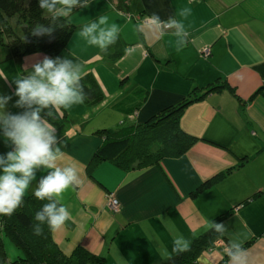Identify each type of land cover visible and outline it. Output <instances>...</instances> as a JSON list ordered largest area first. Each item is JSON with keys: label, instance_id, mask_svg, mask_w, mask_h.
<instances>
[{"label": "crops", "instance_id": "1", "mask_svg": "<svg viewBox=\"0 0 264 264\" xmlns=\"http://www.w3.org/2000/svg\"><path fill=\"white\" fill-rule=\"evenodd\" d=\"M84 2L61 15L77 30L55 58L80 63L82 75L91 71L104 100L93 107H56L67 123L54 127L52 147L60 150L55 166L76 170L69 189L52 197L69 213L53 229L60 251L71 255L81 247L105 264H160L185 251L174 247L175 236L182 234L190 248L211 232L208 221L222 216L217 223L226 230L189 264H232L224 249L233 240L247 250V264H264V96L255 95L263 84L256 67L264 63V0H90L87 7ZM153 14L177 23L154 27L148 20ZM102 15L108 23L101 27L121 26V56L114 63L101 55L105 47L79 35ZM25 58L34 65L53 57ZM211 85L219 88L206 93ZM195 96L180 127L197 140L182 157L129 171L101 162L87 172L102 142L98 130L143 124ZM7 152L0 148V154ZM51 171L35 169L30 184ZM111 193L117 212L107 207Z\"/></svg>", "mask_w": 264, "mask_h": 264}, {"label": "trees", "instance_id": "2", "mask_svg": "<svg viewBox=\"0 0 264 264\" xmlns=\"http://www.w3.org/2000/svg\"><path fill=\"white\" fill-rule=\"evenodd\" d=\"M59 6V5H58ZM37 25L51 28L52 31L33 35ZM67 18L39 7V0H0V46L6 48L12 60L17 63L31 54L57 57L65 50L70 37L76 32ZM121 44L116 39L107 45L101 55L109 62H116L121 52L116 47ZM114 48V53L109 51ZM263 84L255 95L264 96V63L256 67ZM82 103L93 107L103 102L104 94L91 71L82 75ZM212 86L206 93L217 90ZM197 96L186 100L177 107H169L140 125L102 129L95 134L102 142L95 151L87 172H91L101 162H108L123 171L144 169L159 165L162 160L182 157L197 140L180 127L184 108ZM199 98V97H198ZM41 117L57 129L67 123L64 115L56 107L41 110ZM224 176L218 174L205 181L197 190L201 192ZM47 203H58L51 197L43 200L35 195L23 196L22 202L11 215H0V264L6 261L2 238H8L21 252L22 256L10 264H105L104 258L77 247L71 255L63 254L53 240V229L44 221L37 220L36 214ZM223 217L215 219V223ZM214 229L198 239L187 250L161 262L160 264L192 263L202 247L216 236Z\"/></svg>", "mask_w": 264, "mask_h": 264}, {"label": "clouds", "instance_id": "3", "mask_svg": "<svg viewBox=\"0 0 264 264\" xmlns=\"http://www.w3.org/2000/svg\"><path fill=\"white\" fill-rule=\"evenodd\" d=\"M89 2L90 0H85L83 6L87 7ZM78 3L79 0H39V7L46 9L48 13L66 16ZM148 20L154 27H159L161 23H167V26L171 27L177 23L171 17L168 22L161 21L156 14ZM107 23L108 17L102 15L98 21L86 24L79 35L87 37L89 44H99L103 49L115 42L121 27L116 23L101 27ZM51 31V28L37 25L32 34L40 35ZM97 31L98 35H94ZM81 69L80 63L68 58L55 60L45 58L32 66L28 76L15 79V95L19 97L16 105L38 106L30 112L19 115L7 114L5 104L11 97L0 96V122H2L0 129L3 133L0 138L15 146L14 150L8 151L6 155H0V215H11L18 208L22 197L30 188V181L35 179L34 170L41 166L52 171L40 180L34 192L38 199L43 200L53 196L59 198L76 179L74 168L55 166V161L60 155L59 148L52 147L56 140L53 135L55 128L47 121L41 120L40 111L49 106L67 109L82 104ZM68 216L65 206L57 207L55 203H47L35 218L40 221L46 219L51 229H58L64 225ZM208 225L216 232L226 230L222 223L208 221ZM173 244L180 250L189 247V241L182 234L175 236ZM224 251L232 264H247V250L238 240L229 242V246Z\"/></svg>", "mask_w": 264, "mask_h": 264}, {"label": "rangeland", "instance_id": "4", "mask_svg": "<svg viewBox=\"0 0 264 264\" xmlns=\"http://www.w3.org/2000/svg\"><path fill=\"white\" fill-rule=\"evenodd\" d=\"M36 54L28 55L27 57H34ZM27 60V58H25ZM55 60L56 58H51ZM25 62V60L20 61V63L15 62L11 59L10 53L6 48L0 46V96H9L11 99L5 104V112L9 115H19L24 112H30L37 105L33 104L31 107L24 105L22 107L17 106L16 102L19 100V97L15 95L16 85L14 83L15 79H23L29 75L32 71V66ZM2 124V122H0ZM2 129H0V137H2ZM0 148L8 151L14 150L15 146L4 139L0 138ZM2 155V154H0ZM4 155V154H3ZM2 243L4 246V251L6 254V261L4 264L13 263L22 256L20 250L13 245L8 238H2Z\"/></svg>", "mask_w": 264, "mask_h": 264}, {"label": "built area", "instance_id": "5", "mask_svg": "<svg viewBox=\"0 0 264 264\" xmlns=\"http://www.w3.org/2000/svg\"><path fill=\"white\" fill-rule=\"evenodd\" d=\"M165 29L168 28V27H164ZM205 55H208L207 54V51L205 52ZM130 118H132L130 116ZM107 207L108 209L111 211V212H117L119 210V203L118 201L115 199L114 197V194L111 193L108 195L107 197Z\"/></svg>", "mask_w": 264, "mask_h": 264}, {"label": "water", "instance_id": "6", "mask_svg": "<svg viewBox=\"0 0 264 264\" xmlns=\"http://www.w3.org/2000/svg\"><path fill=\"white\" fill-rule=\"evenodd\" d=\"M42 178H45V177H42ZM42 178L37 179L36 181H34V182H32V183L30 184V188H29V190L27 191V196L34 195V192H35V190H36V188H37V186H38V184H39V182H40V180H41Z\"/></svg>", "mask_w": 264, "mask_h": 264}, {"label": "bare ground", "instance_id": "7", "mask_svg": "<svg viewBox=\"0 0 264 264\" xmlns=\"http://www.w3.org/2000/svg\"><path fill=\"white\" fill-rule=\"evenodd\" d=\"M204 183V182H203Z\"/></svg>", "mask_w": 264, "mask_h": 264}]
</instances>
